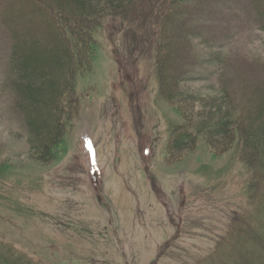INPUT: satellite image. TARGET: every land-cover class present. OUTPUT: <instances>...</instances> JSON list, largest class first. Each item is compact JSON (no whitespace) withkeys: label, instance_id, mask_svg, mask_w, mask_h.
Returning <instances> with one entry per match:
<instances>
[{"label":"rangeland","instance_id":"rangeland-1","mask_svg":"<svg viewBox=\"0 0 264 264\" xmlns=\"http://www.w3.org/2000/svg\"><path fill=\"white\" fill-rule=\"evenodd\" d=\"M223 1L200 20L208 44L182 87L245 95L264 85V31L244 0ZM8 2L0 0V241L37 264H208L220 241L225 255L230 223L256 208L239 139L216 153L199 136L167 160L181 110L163 97L131 24L106 15L93 70L75 77V120L54 156L37 160L4 85Z\"/></svg>","mask_w":264,"mask_h":264},{"label":"trees","instance_id":"trees-1","mask_svg":"<svg viewBox=\"0 0 264 264\" xmlns=\"http://www.w3.org/2000/svg\"><path fill=\"white\" fill-rule=\"evenodd\" d=\"M220 1L9 0L1 12L12 38L4 85L24 116L31 153L39 161L49 159L79 110L75 77L93 70L99 21L121 16L136 31L142 52L154 57L161 93L178 105L184 119L171 135L167 160L193 147L199 136L216 153L238 138L240 157L250 169L255 216L239 214L227 230L226 254H220V241L206 262L264 264V85L245 95L226 86L212 93L182 87L193 76L198 48L208 44L200 20ZM244 1L264 31V0ZM0 264L37 263L0 241Z\"/></svg>","mask_w":264,"mask_h":264}]
</instances>
